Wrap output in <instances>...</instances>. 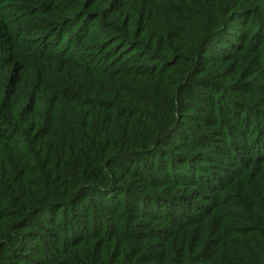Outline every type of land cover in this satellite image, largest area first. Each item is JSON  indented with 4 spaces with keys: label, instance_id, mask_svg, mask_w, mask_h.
<instances>
[{
    "label": "trees",
    "instance_id": "16d2710c",
    "mask_svg": "<svg viewBox=\"0 0 264 264\" xmlns=\"http://www.w3.org/2000/svg\"><path fill=\"white\" fill-rule=\"evenodd\" d=\"M0 4V264H264V0Z\"/></svg>",
    "mask_w": 264,
    "mask_h": 264
},
{
    "label": "rangeland",
    "instance_id": "374dc122",
    "mask_svg": "<svg viewBox=\"0 0 264 264\" xmlns=\"http://www.w3.org/2000/svg\"><path fill=\"white\" fill-rule=\"evenodd\" d=\"M0 5H1L0 7L4 6V5H2V4H0Z\"/></svg>",
    "mask_w": 264,
    "mask_h": 264
}]
</instances>
